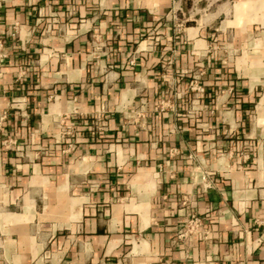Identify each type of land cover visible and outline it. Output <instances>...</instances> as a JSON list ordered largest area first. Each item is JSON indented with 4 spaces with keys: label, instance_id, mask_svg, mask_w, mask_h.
I'll return each mask as SVG.
<instances>
[{
    "label": "crops",
    "instance_id": "obj_1",
    "mask_svg": "<svg viewBox=\"0 0 264 264\" xmlns=\"http://www.w3.org/2000/svg\"><path fill=\"white\" fill-rule=\"evenodd\" d=\"M0 40V264H264V0H0Z\"/></svg>",
    "mask_w": 264,
    "mask_h": 264
},
{
    "label": "built area",
    "instance_id": "obj_2",
    "mask_svg": "<svg viewBox=\"0 0 264 264\" xmlns=\"http://www.w3.org/2000/svg\"><path fill=\"white\" fill-rule=\"evenodd\" d=\"M18 23H15L12 27V31L9 34L10 38H15L18 35ZM10 52L8 46L4 41L0 40V79L3 76V62L9 58ZM191 89L195 90L197 93H204V86L199 84L196 79L190 81ZM162 106V104H161ZM5 118V115H1V121ZM212 185L211 180H207L203 186L205 188H209ZM180 238H184L186 240H192L193 238H201L206 239L208 237L207 230L205 227L204 220L197 214H190L188 220L186 221L182 232L179 234ZM175 264V263H174Z\"/></svg>",
    "mask_w": 264,
    "mask_h": 264
},
{
    "label": "rangeland",
    "instance_id": "obj_3",
    "mask_svg": "<svg viewBox=\"0 0 264 264\" xmlns=\"http://www.w3.org/2000/svg\"><path fill=\"white\" fill-rule=\"evenodd\" d=\"M191 87V85H190V82H189V88ZM190 91L191 92H194V93H197L195 90H192L191 88H190ZM200 94V93H199Z\"/></svg>",
    "mask_w": 264,
    "mask_h": 264
}]
</instances>
